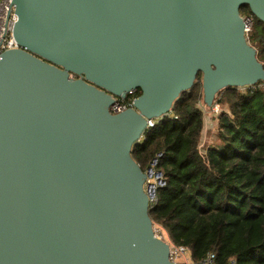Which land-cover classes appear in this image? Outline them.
<instances>
[{"label": "water", "instance_id": "water-1", "mask_svg": "<svg viewBox=\"0 0 264 264\" xmlns=\"http://www.w3.org/2000/svg\"><path fill=\"white\" fill-rule=\"evenodd\" d=\"M0 57V264H176L132 156L202 74L203 103L264 82V0H13ZM140 90L133 108L117 100Z\"/></svg>", "mask_w": 264, "mask_h": 264}, {"label": "trees", "instance_id": "trees-1", "mask_svg": "<svg viewBox=\"0 0 264 264\" xmlns=\"http://www.w3.org/2000/svg\"><path fill=\"white\" fill-rule=\"evenodd\" d=\"M254 29L249 43L264 66V22L248 6ZM138 90L128 96L135 98ZM229 112L220 116L219 146L202 153L205 127L202 74L176 101L172 114L148 128L132 150L143 170L159 151L168 186L150 212L174 245L189 250L195 262L210 253L215 264H264V82L227 88L216 97Z\"/></svg>", "mask_w": 264, "mask_h": 264}, {"label": "built area", "instance_id": "built-area-1", "mask_svg": "<svg viewBox=\"0 0 264 264\" xmlns=\"http://www.w3.org/2000/svg\"><path fill=\"white\" fill-rule=\"evenodd\" d=\"M242 17L245 22V34L247 38H249V35L252 33L254 28V20L251 16L248 15ZM17 20H18V16L15 11V5L13 3V0H0V57L5 51L19 48V45L13 36V30ZM134 99L135 98H130L126 100H117L111 107V112L117 114L129 108H133ZM206 108L212 113L214 112L218 113V109H219L216 103L212 107L206 106ZM202 111L204 112V110ZM157 122L158 120H150L148 128L154 127ZM163 158H164V152L162 151L157 152L151 158L148 166L144 170L146 174L144 190L148 198L150 212L159 204L160 192L168 186L167 178L161 169V163ZM170 249H171L170 258L176 264H215L216 263L215 253H210L201 262H195L192 260L188 249L184 247L176 246L172 242H170ZM228 264H237V261L236 259L232 258L230 259Z\"/></svg>", "mask_w": 264, "mask_h": 264}, {"label": "rangeland", "instance_id": "rangeland-1", "mask_svg": "<svg viewBox=\"0 0 264 264\" xmlns=\"http://www.w3.org/2000/svg\"><path fill=\"white\" fill-rule=\"evenodd\" d=\"M254 29V28H253ZM217 105H218V107H219V109H218V113H213V114H210L211 116L209 117L210 118V121L211 122H213V126H214V138H215V141L218 139V132H220L219 131V129H220V116H221V114L222 113H224V112H229V107H228V105L227 104H223V103H221L220 101H219V98H217L216 99V102H215ZM204 105H203V103L201 104V108L205 111V109H204V107H203ZM209 111V110H208ZM208 113V112H207ZM207 113H205V115L204 116H206V115H209V114H207ZM217 130V131H216ZM215 141H213V142H215ZM215 146H218L217 144L215 145ZM203 151H205L204 149H203ZM156 233H157V235L158 236H160V237H162V238H165L168 242H170V239H169V237L167 236V234L165 233V231L163 230V229H161V228H158V227H156Z\"/></svg>", "mask_w": 264, "mask_h": 264}, {"label": "crops", "instance_id": "crops-1", "mask_svg": "<svg viewBox=\"0 0 264 264\" xmlns=\"http://www.w3.org/2000/svg\"><path fill=\"white\" fill-rule=\"evenodd\" d=\"M203 107L206 110V111H204V114L206 112H208L207 114H209V115L205 116V127H204V132H203V135H202V144H201L202 153L206 152V151H203V149L205 150L208 147H217V146H215L216 144L219 146L218 139L215 141V138H214V132L213 131L215 129H214V126H213V122H211L210 118H209L211 116L210 114H213V113L208 111L206 106H203ZM213 141H215V142H213Z\"/></svg>", "mask_w": 264, "mask_h": 264}]
</instances>
